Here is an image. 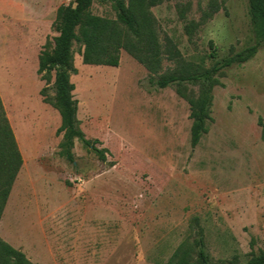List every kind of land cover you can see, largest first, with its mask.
<instances>
[{"label": "rangeland", "instance_id": "374dc122", "mask_svg": "<svg viewBox=\"0 0 264 264\" xmlns=\"http://www.w3.org/2000/svg\"><path fill=\"white\" fill-rule=\"evenodd\" d=\"M210 1L151 8L159 37L207 66L256 41L248 0H215L218 11L188 40L176 6L189 2L186 17L198 20ZM60 4L74 0H0V98L22 158L0 238L33 264H165L201 228L210 264H245L264 249V40L248 61L222 69L194 147L189 105L174 86L151 84L123 50L116 67L83 64L74 45L76 127L105 160L74 138L70 162L60 154L59 112L47 102L53 75L37 73ZM91 10L115 18L110 2L93 0Z\"/></svg>", "mask_w": 264, "mask_h": 264}, {"label": "trees", "instance_id": "16d2710c", "mask_svg": "<svg viewBox=\"0 0 264 264\" xmlns=\"http://www.w3.org/2000/svg\"><path fill=\"white\" fill-rule=\"evenodd\" d=\"M110 2L115 18L94 14L93 0H74V5L60 4L53 27L56 35L46 39L38 54L37 73L49 79L53 75L52 99L46 100L60 115L57 132H62L60 154L73 161L74 138L93 146L100 160H105L103 149L95 147L96 140H88L76 127L77 100L73 97L74 83L70 76L77 73L73 46L83 64L118 66L120 53L125 51L149 72V81L158 88L174 86L176 93L189 105L190 144L196 146L207 132L211 121L213 89L219 84L222 69L241 64L252 58L264 40V0H248V13L255 35V43L239 51H230L209 66L204 60L186 58L168 35L159 37L157 20L151 8L163 0H100ZM220 5L211 0L198 20L187 19L190 3L178 4L176 11L183 22V32L192 41L200 25L212 18ZM212 46V42L210 41ZM215 58V51L208 55ZM172 67L162 70L163 61ZM191 87H195L194 90ZM264 138V127H262ZM22 164L21 154L13 131L3 110L0 98V216L11 184ZM192 242L182 241L165 264H210L204 250L203 232L196 230ZM0 264H33L23 252L0 238ZM245 264H264V249L252 255Z\"/></svg>", "mask_w": 264, "mask_h": 264}]
</instances>
